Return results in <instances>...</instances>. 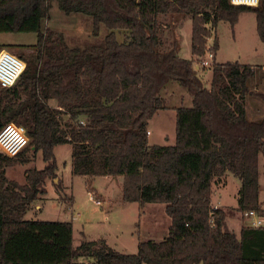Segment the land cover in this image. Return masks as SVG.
Segmentation results:
<instances>
[{"label":"trees","instance_id":"obj_1","mask_svg":"<svg viewBox=\"0 0 264 264\" xmlns=\"http://www.w3.org/2000/svg\"><path fill=\"white\" fill-rule=\"evenodd\" d=\"M53 1L66 14L91 16L93 35L104 25L103 43L71 46L63 32L42 26ZM245 11L255 15L264 51V0L255 6L229 0H0V32L36 34L29 46L0 44V50H24L15 54L24 61L16 82L0 86V128L24 125L29 139L16 156L0 153V264H84L79 258L98 264H264V226H242L236 238L226 211L211 205L215 178L229 172L240 180L237 210H262L264 63L214 62L206 86L193 59L179 56L177 35L168 40L165 29L171 22L173 33L190 18L191 53L199 56L207 22L233 25ZM213 47L215 52L217 37ZM173 81L190 94L191 105L174 107L173 144H150L148 121L168 106L163 92ZM251 103L256 110L249 117ZM63 143L71 144L73 174L122 176L123 201L164 204L167 234L138 238L136 252L125 253L104 238L74 246L71 221L25 219L45 193V180L57 177L54 147ZM28 149L41 150L44 167L27 168L24 183L8 178L5 167L28 162L18 159ZM56 188L61 190L59 182Z\"/></svg>","mask_w":264,"mask_h":264},{"label":"rangeland","instance_id":"obj_2","mask_svg":"<svg viewBox=\"0 0 264 264\" xmlns=\"http://www.w3.org/2000/svg\"><path fill=\"white\" fill-rule=\"evenodd\" d=\"M49 14V19L42 21V26L46 25L54 30L63 32L68 44L71 46L102 44L105 35L109 31L104 25H100L99 34L93 35L91 33V16L81 13L66 14L58 8L56 1L52 2ZM255 24V15L251 11L240 13L238 20L233 25L226 20H220L215 26L214 38L211 36L206 39L205 49L207 48L206 45H210L212 42L214 43L215 37H217L218 47L215 51L216 61L220 63L226 61H239L242 63L249 62L253 65H260L259 63L263 61V47L257 35ZM172 26L173 24L169 22L168 27L165 28L168 30L166 32V38L168 40H171V36L174 34V32L172 33L171 31ZM190 31V22L187 20L181 30L183 35L181 54L184 56L190 55ZM116 32L118 38L122 39L120 33L117 30ZM1 42L29 46L36 42V34L34 32L3 31L0 32V43ZM7 50L14 55H17L20 51H24L18 47L8 48ZM195 57L194 55L192 59ZM206 70H208L207 74L204 73ZM210 73L211 70L207 68L199 73L203 83L206 85L209 84ZM175 84L178 83L174 81L168 83L167 88L163 92L168 105L174 104L170 92H174V89L176 90ZM252 102H256L257 104L260 103L257 99H254ZM253 103L248 104L251 116L255 108ZM165 118V127L157 124L159 119L154 123L157 124L155 133L157 136L162 137V141H164L165 144H173V117L167 116L162 119ZM163 129L166 133H161ZM166 134L169 136V140L163 138ZM71 150L70 143L58 144L55 146L56 171L62 178L63 186L61 190H57V192L54 185L48 180L46 186L47 192L45 195L40 194L41 199H44L41 202L39 201V203H33V206L34 204H39L42 209L34 207L33 210L27 213L25 219L72 221L74 228L73 244L76 245L83 239L106 238L110 245L125 253L136 252L138 238L142 240H160L167 234V225L170 223V218L164 212L162 203L148 202L141 205L136 201L123 202L121 201L122 191L121 188H118L117 183L115 181H109L102 176L95 177L92 180V184L91 179H87L88 183H86L84 176L73 174L70 169ZM18 157L19 160L26 157L29 161L25 163L21 161L14 163L6 166L5 170L6 175L10 179L16 180L19 183L25 182V170L27 168L36 167L37 169H41L45 165L41 150L33 153L32 149H28L25 154L23 151ZM263 165L264 158L260 155L259 170L261 173L259 174V183L260 198L263 201L260 205L262 209H264ZM58 174L56 177L57 179H55L56 182L61 184ZM92 186L95 187L98 194L103 196L101 204H97L94 200L90 199L89 191L92 192L95 200H100ZM239 186L240 180L231 174L223 197V203L226 205L223 209L226 211L227 225L236 238L239 236V227L249 224V219L245 216L244 212L238 211L237 207H230L237 203L236 195Z\"/></svg>","mask_w":264,"mask_h":264},{"label":"built area","instance_id":"obj_3","mask_svg":"<svg viewBox=\"0 0 264 264\" xmlns=\"http://www.w3.org/2000/svg\"><path fill=\"white\" fill-rule=\"evenodd\" d=\"M231 4L249 5L255 6L258 4V0H229ZM208 30L207 38L213 36L215 27L209 21L205 24ZM214 43L206 45L207 48L202 55L196 56L193 59L194 68L197 71H203L206 68L211 67L214 62L215 53L213 48ZM24 68V61L9 52L8 50H0V86L10 87L12 86ZM81 123L84 120L81 118ZM149 131L147 130V134ZM29 139L27 136L26 128L24 125L9 122L4 124L0 128V153L13 157L16 156L23 148L28 144ZM90 199L94 200L97 204H101L100 200H95L92 192L89 191ZM245 216L249 219V226L259 227L264 226V209L257 211L256 209H249L244 211ZM212 224V219H209ZM84 264H98L92 259L84 260Z\"/></svg>","mask_w":264,"mask_h":264},{"label":"crops","instance_id":"obj_4","mask_svg":"<svg viewBox=\"0 0 264 264\" xmlns=\"http://www.w3.org/2000/svg\"><path fill=\"white\" fill-rule=\"evenodd\" d=\"M187 20H189V22H190V26H191V19L190 18H186V19H184L183 21H181V22H179V23H177L176 24V26H175V29H174V33H175V35H177V37H178V41H179V49H178V54H179V56H181V57H183V58H188V59H190V58H192L193 57V54L191 53V31H190V55L189 56H184V55H182L181 54V52H182V41H183V35H182V32H181V30H182V27H183V25L185 24V22L187 21ZM255 26H256V24H255ZM258 35V34H257ZM262 43V42H261ZM1 45L2 44H13V43H6V42H1L0 43ZM262 47H263V45H262ZM2 49H5V50H7L8 49V47H3ZM214 61L215 62H218V61H216V52H215V58H214ZM239 62V61H238ZM240 63H242V62H240ZM243 63H247V64H251V63H249V62H243ZM264 63V51H263V61L261 62V63H259L260 65H262ZM251 65H253V64H251ZM210 70V69H209ZM207 72H208V70H206V71H204V73L205 74H207ZM211 76H212V72L210 73V77H209V80H211ZM208 80V79H207ZM207 82V81H206ZM209 83H210V81H208ZM176 85V90L174 89V92H170V94H171V96H172V100H174V104H172V105H168L166 108H162V109H158L154 114H153V116L149 119V121H148V125H147V130L149 131V133H148V141H149V143L150 144H165L164 143V141H162V137H159V136H157L156 135V133H155V129L157 128V124L159 125V126H164L165 127V120H166V118L165 119H162L163 117H167V116H169V117H173V122H172V124H174L173 125V129H172V137H173V139H174V142H175V110H174V107L175 106H178V105H182V104H185L184 106H190L191 105V96H190V94H188L187 92H186V90H184L179 84H175ZM206 85V84H205ZM209 85V84H208ZM208 85H206V86H208ZM177 102V103H176ZM49 103H50V105H52V106H56L57 105V103H56V101L54 100V99H50L49 100ZM256 110V108H254L253 109V111H255ZM247 113H248V115H249V117H252L251 115H250V113H249V109L247 108ZM253 113V112H252ZM157 119H159L158 121V123L157 124H154L155 122H157ZM161 133H166V131L163 129L162 131H161ZM165 140H169V136L166 134L164 137H163ZM55 148V147H54ZM259 158H260V156H259ZM258 165H259V161H258ZM264 166V165H263ZM70 169L72 170V162H71V165H70ZM6 171V170H5ZM261 173V171L259 170V174ZM56 174H58V172L56 171ZM8 177V176H7ZM58 177H59V179L61 180V184H60V186L62 187L63 186V183H62V178L59 176V174H58ZM98 177V176H97ZM102 177H104L105 179H108L109 181H115L116 183H117V186H118V188H121V191H122V181H123V177L122 176H117L116 178H112V177H110V176H102ZM9 178V177H8ZM87 178L88 177H85V180H87ZM95 177H93V178H90L91 179V184H92V180L94 179ZM230 178H231V173H225L223 176H221V177H216L215 178V181L213 182V184H212V195H211V205H212V207H214V208H225L226 207V205L223 203V197H224V193H225V189H226V187H227V185H228V182H229V180H230ZM57 179V178H56ZM56 179L54 178V179H51V178H47L46 180H45V193L47 192V189H46V186H47V181L48 180H50L51 181V183L54 185V187H55V190L57 191V183L58 182H56ZM240 187V186H239ZM92 188L94 189V191L97 193V196L100 198V200H101V203H102V199H103V196L101 195V194H98V192H97V190L95 189V187H93L92 186ZM239 189V188H238ZM238 189H237V191H238ZM58 192V191H57ZM45 193H44V195H45ZM236 198H237V195H236ZM44 198H42L41 199V195L40 196H38V199H36L34 202H36V203H39V201L41 202L42 200H43ZM121 201H123V199H122V193H121ZM260 201L263 203V201H262V199L260 198ZM34 202H32V204L30 205V207L27 209V211L25 212V214H24V218L26 217V215H27V213L30 211V210H33L34 209V207L35 208H38V209H42V207L39 205V204H34V206H33V203ZM124 202V201H123ZM132 202H135V201H132ZM163 205V210H164V204H162ZM230 207H232V208H236L237 207V203L235 204V205H231ZM165 212V211H164ZM67 221H69V220H67ZM225 221H226V225H227V219L225 218ZM71 223H72V236H74V228H73V222L71 221ZM169 224L170 223H168V225H167V229H168V226H169ZM227 227H228V225H227ZM242 226H240L239 227V233H240V228H241ZM239 233H238V235H239ZM165 236V235H164ZM163 236V237H164ZM162 237V238H163ZM239 237V236H238ZM74 238V237H73ZM105 240H106V242L110 245V243L108 242V240L106 239V238H104ZM83 240H85V239H83ZM82 240V241H83ZM90 240V239H89ZM92 240V239H91ZM81 242V241H80ZM79 244V243H78ZM78 244H76V245H78ZM74 246H76L75 244H73ZM112 248H114L112 245H110ZM114 249H116V248H114ZM116 250H118V249H116ZM119 251V250H118ZM121 252V251H120ZM89 258H86V259H84V258H79V260H88Z\"/></svg>","mask_w":264,"mask_h":264}]
</instances>
